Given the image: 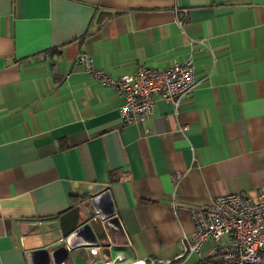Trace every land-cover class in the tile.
Here are the masks:
<instances>
[{
    "label": "crops",
    "instance_id": "obj_1",
    "mask_svg": "<svg viewBox=\"0 0 264 264\" xmlns=\"http://www.w3.org/2000/svg\"><path fill=\"white\" fill-rule=\"evenodd\" d=\"M188 38L205 44L194 86L124 125L115 90L74 61L85 52L112 78L162 69ZM260 188L264 0H0V264L62 242L57 219L81 192L106 196V239L59 264L171 259L193 231L189 208ZM219 255L204 242L183 264Z\"/></svg>",
    "mask_w": 264,
    "mask_h": 264
},
{
    "label": "built area",
    "instance_id": "obj_2",
    "mask_svg": "<svg viewBox=\"0 0 264 264\" xmlns=\"http://www.w3.org/2000/svg\"><path fill=\"white\" fill-rule=\"evenodd\" d=\"M187 45V56L181 62L174 61L162 69L138 66L132 73L117 78L103 70L92 69L85 52L77 53L74 61L83 64L85 72L99 85L115 90V97L121 98L118 113L124 125L149 114L156 99L175 104L194 86L193 54L202 52L205 44L201 39L188 38ZM187 127L183 125L182 129ZM171 179L175 186L179 175L173 173ZM187 211L193 231L181 240L178 253L171 259L123 261L122 255L117 253L99 264H183L190 255H199V247L204 242L220 248L219 259L214 264H255L264 257V192L261 188L255 199L227 192ZM88 253L94 255L96 247L89 248Z\"/></svg>",
    "mask_w": 264,
    "mask_h": 264
},
{
    "label": "water",
    "instance_id": "obj_3",
    "mask_svg": "<svg viewBox=\"0 0 264 264\" xmlns=\"http://www.w3.org/2000/svg\"><path fill=\"white\" fill-rule=\"evenodd\" d=\"M105 197L103 193L91 196L81 192L78 203L57 219L62 242L53 245L50 250L42 248L30 251L28 263L59 264L68 257L69 249L105 240V226L112 215Z\"/></svg>",
    "mask_w": 264,
    "mask_h": 264
}]
</instances>
